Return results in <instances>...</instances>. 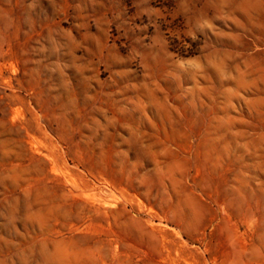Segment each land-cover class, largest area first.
I'll return each mask as SVG.
<instances>
[{"label":"rangeland","instance_id":"rangeland-1","mask_svg":"<svg viewBox=\"0 0 264 264\" xmlns=\"http://www.w3.org/2000/svg\"><path fill=\"white\" fill-rule=\"evenodd\" d=\"M0 264H264V0H0Z\"/></svg>","mask_w":264,"mask_h":264}]
</instances>
